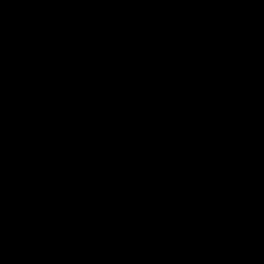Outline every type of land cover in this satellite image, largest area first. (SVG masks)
<instances>
[{
  "label": "water",
  "instance_id": "water-1",
  "mask_svg": "<svg viewBox=\"0 0 264 264\" xmlns=\"http://www.w3.org/2000/svg\"><path fill=\"white\" fill-rule=\"evenodd\" d=\"M0 264H264V0H0Z\"/></svg>",
  "mask_w": 264,
  "mask_h": 264
}]
</instances>
